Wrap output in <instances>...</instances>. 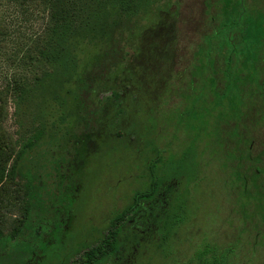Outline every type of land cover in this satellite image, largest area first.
I'll return each instance as SVG.
<instances>
[{
  "label": "trees",
  "instance_id": "16d2710c",
  "mask_svg": "<svg viewBox=\"0 0 264 264\" xmlns=\"http://www.w3.org/2000/svg\"><path fill=\"white\" fill-rule=\"evenodd\" d=\"M115 1L111 16L104 20L98 19L96 11L84 19L72 16L74 11L68 8L64 0H51L49 3L48 22L45 24L47 46L39 50V56L73 86L70 89L73 131L68 133L70 138L65 152L53 160L38 163L34 171H29L35 177L24 185L29 195L24 201L25 215H34L37 221L43 214L41 211L52 203L54 197L58 198L63 211L70 209L73 197L69 194H74L70 192L73 187L62 186L60 181L63 178L60 176L70 169L80 177L85 189L87 174L83 172L91 156L100 153L101 147L110 145L113 140H137L149 153L143 164L146 172L139 178L143 182L129 189L131 194L124 208L113 210L109 228L102 224L110 210L102 217L99 214L96 216L101 220L92 228L90 237L93 242H78L73 251L80 264H108V259L109 264H117L114 256L120 252L132 256L138 253L140 260L137 264H151L152 253L167 257L173 235L190 218L193 186L191 182L182 180L181 173L189 169L191 176L198 178L200 163L196 151L203 153L209 149V154L229 163L232 175L228 195L229 191L234 193L244 223L264 225V174L252 169L253 165L264 166V142L255 150L252 137L257 128L264 130V75L258 74L255 81L248 69L251 63L260 62L251 53L264 45V11L250 9L246 0H216L222 17L219 28L226 29V34L221 38L211 33L204 38V45L197 46L191 53L190 62L194 61V65L191 67L189 63L185 77L184 70L180 74L175 70L178 12L177 8L172 7H176V0ZM95 22L100 24L97 28L99 49L95 57L77 71L76 61L70 58L68 41L76 32L89 29ZM234 28L237 34H234ZM233 35L238 37V69L232 67L233 52L218 65L214 58L215 55L221 57L228 47L225 43L221 45L217 42H232ZM205 50L212 61V72L203 75L209 79V83L201 90V100L211 102L216 98L217 102L208 115L220 108L221 116L237 113V123L232 127L224 117L211 118L206 115L202 118V131L192 134L187 147L176 156L170 154L165 157L156 145L155 129L159 125L153 119L159 111H163L161 109L168 102L173 89L180 88L175 83L178 77L185 85L180 93L183 106L180 111L172 108L169 112H163L173 114V118H177L176 124H183L188 112L198 110L197 101L200 98L194 96L192 88L197 76H202L203 70L207 69L205 63L197 62L198 55ZM217 68H221V74ZM253 68L257 73V68ZM5 81L10 92L19 88L15 81ZM236 101H240L238 106ZM255 102H258L256 108ZM251 111L254 114L252 123H246L245 118ZM189 120L196 122L198 118L189 117ZM214 124L218 131L215 137L209 138L214 141L206 142L207 145L203 142L204 148L199 149L195 141L202 139V134ZM149 135L152 136L148 138ZM40 137L41 132H37L28 139L23 145L24 150L32 148ZM45 167H49L47 171ZM64 189L68 190L67 197ZM163 195L165 202L155 209L154 199L158 196L162 200ZM255 215L259 216L256 220L253 219ZM124 222H131L132 225L125 228L121 225ZM140 227L142 238L138 242L136 229ZM58 229L63 234L66 232L64 228ZM19 230L15 229L12 237H16ZM88 237L87 234L84 236ZM106 239L109 241L106 242ZM9 248L12 255L21 254V241ZM229 251L230 248H226L219 252L217 245L203 241L187 263L229 264ZM9 257H0V264H13L14 259L10 260ZM21 258L18 255L15 261L19 262Z\"/></svg>",
  "mask_w": 264,
  "mask_h": 264
},
{
  "label": "rangeland",
  "instance_id": "374dc122",
  "mask_svg": "<svg viewBox=\"0 0 264 264\" xmlns=\"http://www.w3.org/2000/svg\"><path fill=\"white\" fill-rule=\"evenodd\" d=\"M50 1L0 0V257L10 255V260L14 258V254L9 253V247L13 243H17L18 239L30 241L36 236H42L49 228L44 220L36 221L34 215H25L27 212L24 201L29 195L24 185L29 184V180L35 177L29 171H34L38 163L53 160L65 152L70 138L68 133L73 131V105L70 96L73 86L39 56V50L47 46L45 24L48 22ZM64 1H67L68 8L74 11L72 16L84 19L96 11L98 19L101 20L111 16L116 3L115 0ZM176 3V7H172L177 8L178 12L175 70L177 74L184 70L186 77L189 63L191 67L194 65V61L190 62L192 51L197 46H203L204 38L211 33L214 37L222 38L226 29L219 28L222 17L219 15L220 5L216 0H176ZM246 4L250 9L264 11V0H246ZM99 26L100 24L95 22L89 29L76 32L68 41L70 58L76 61L77 71L86 66L99 49ZM232 30L237 34L236 28ZM233 38L232 42H217L221 45L225 43L228 47L226 52L221 53V57L215 55L214 58L218 65L233 52L232 67L238 69V37L233 35ZM205 51L198 55L197 62L205 63L207 69L203 70L202 76H197L192 88L194 96L200 98L197 101L198 110L188 112L183 124H176L177 118H173V114L163 112H169L172 108L180 111L183 106L184 100L180 98V93L185 85L178 77L175 83L180 88L173 89L171 97L161 109L163 111H159L153 119L159 125L155 129L156 145L165 157L170 154L176 156L187 147L192 134L202 131L203 117L221 116L220 108L208 115L211 107L217 102L216 98L211 102L201 100V90L209 83V79H205L203 75L212 72V61L207 50ZM251 55L257 56L260 61L248 66L257 81L258 74L264 75V45ZM253 67L257 68V73ZM217 70L221 74V68ZM8 79L18 84L17 91H9L5 81ZM239 103L240 101H236V106ZM257 103L255 102L254 108ZM252 112H248L246 123H252ZM189 117H196L198 120L190 122ZM221 117L230 121L232 127L237 123V113ZM216 129L215 124L210 125L208 131L202 134V139L195 141L199 144V149L204 148L203 142L207 145L206 142L214 141L209 138L215 137L218 131ZM37 132H41L39 141L32 148L24 150L25 142ZM252 137L254 149L257 150L264 142L262 127L257 128ZM208 151L209 149L203 153L196 151L200 163L198 178L192 177L189 169L181 173L182 180L191 182L193 186L190 218L173 235L169 255L162 258L160 254L152 253L151 264H162V259L164 264H188L187 260L203 241L217 245L219 252L230 248L227 254L229 264H264V225L244 223L234 193L229 191L228 195L232 175L229 163L216 158ZM148 155V149L137 140H113L110 145L102 146L100 153L88 159V165L83 172L87 174L84 194L86 209L95 216L99 214L102 217L113 206L118 207L125 200L128 201L131 194L130 190L128 191L129 184L144 176L146 171L143 164ZM47 168L49 167H45V171ZM252 169L264 174V166L253 165ZM66 174L73 172L68 169ZM109 194L111 203L101 211L102 202L99 203L98 200L104 201ZM258 218L259 216L255 215L253 219ZM100 220L98 218L97 222ZM17 228L20 229L18 235L12 237Z\"/></svg>",
  "mask_w": 264,
  "mask_h": 264
},
{
  "label": "flooded vegetation",
  "instance_id": "af4514ba",
  "mask_svg": "<svg viewBox=\"0 0 264 264\" xmlns=\"http://www.w3.org/2000/svg\"><path fill=\"white\" fill-rule=\"evenodd\" d=\"M60 178H63V180L60 181L62 186L67 188L70 186L73 187L70 192L74 194H69V196L73 197L71 200V208L63 211L60 207L58 198L54 197L52 203L44 207V210L41 211L43 214L38 218V221L44 220L45 223L49 225V228L46 227L47 230H45L42 236H36L30 241H21L22 249L19 251L21 254H14L13 264H80L78 256L73 254L78 242H89L90 244L93 242L90 237V235H92L91 233H93L92 228L96 226V224H99V222H97L98 219L94 213H90V210L86 209L83 182L78 175L74 174H63ZM142 182V179L134 180L129 184L128 190L135 188L142 184ZM126 185L125 183L124 188H126ZM63 191L65 197H67L68 194L66 193L68 190L64 189ZM109 197H111L110 194L106 196L104 201L98 200L99 203L102 202V210L111 203ZM162 197V200H160L158 196L154 199L155 209L161 207L165 202V196L163 195ZM127 202L128 201L125 200V202L118 207L115 205V207L113 206V208L109 209L108 216L103 220L102 226L106 229L109 228L113 210H121L126 206ZM121 225L126 228L132 225V223L124 222ZM140 226L142 227L141 224ZM57 227L64 228L66 232L63 234ZM141 227L136 229V231H138V242H141L142 238ZM86 234L89 236L88 238H84ZM17 241L20 240L18 239ZM108 241L109 239H106V242ZM107 248L109 249L108 246ZM137 254L138 253L132 256L131 254L127 255L124 252H120L114 256L116 259L115 262L117 264H137L140 260V255ZM18 255L22 256V260L16 262L15 258L18 259ZM107 262L109 264V259Z\"/></svg>",
  "mask_w": 264,
  "mask_h": 264
}]
</instances>
